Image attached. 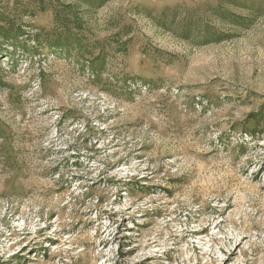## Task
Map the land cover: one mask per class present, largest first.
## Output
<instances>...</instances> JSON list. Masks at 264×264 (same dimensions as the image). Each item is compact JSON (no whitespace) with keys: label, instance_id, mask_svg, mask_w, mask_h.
<instances>
[{"label":"rangeland","instance_id":"374dc122","mask_svg":"<svg viewBox=\"0 0 264 264\" xmlns=\"http://www.w3.org/2000/svg\"><path fill=\"white\" fill-rule=\"evenodd\" d=\"M163 1L0 0V264H264V0Z\"/></svg>","mask_w":264,"mask_h":264},{"label":"trees","instance_id":"16d2710c","mask_svg":"<svg viewBox=\"0 0 264 264\" xmlns=\"http://www.w3.org/2000/svg\"><path fill=\"white\" fill-rule=\"evenodd\" d=\"M71 1V0H70ZM78 5L77 7H86L91 9L98 0H72ZM237 0H225V2L234 3ZM35 2V1H34ZM65 2V3H64ZM68 0H36V9L41 15L51 12L54 16V22L56 28L50 29L42 27L35 35L32 36V40L40 46H45L47 51L52 54H60L61 52H77L79 54L87 55L90 59L89 67L94 75H98L99 71L103 68V61L101 52L103 51V45L100 39L94 36L90 30H85L82 18L77 15L73 5L67 4ZM167 4L169 1H163ZM51 4H56L54 7H49ZM59 8H64L60 11ZM73 8V9H71ZM63 11H67V15L62 14ZM217 19L220 22H224L231 19V14L220 7L213 10ZM66 14V13H65ZM37 17V16H36ZM35 17V18H36ZM235 18V17H234ZM236 22V21H233ZM12 22L7 17L0 16V37L2 40L9 41L11 46H16L15 39L19 34V30L12 29ZM130 28L129 26H127ZM205 28V27H204ZM209 32V31H203ZM209 36H216L217 33H208ZM220 40V39H217ZM99 53H96V52ZM1 52V50H0Z\"/></svg>","mask_w":264,"mask_h":264}]
</instances>
